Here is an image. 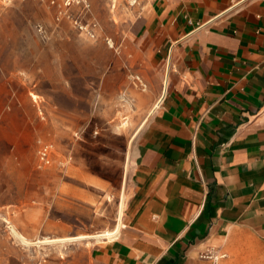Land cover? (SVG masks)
Wrapping results in <instances>:
<instances>
[{"label":"crops","instance_id":"crops-1","mask_svg":"<svg viewBox=\"0 0 264 264\" xmlns=\"http://www.w3.org/2000/svg\"><path fill=\"white\" fill-rule=\"evenodd\" d=\"M137 33L158 98L125 167V226L89 263L212 264L213 249L264 264V0H151Z\"/></svg>","mask_w":264,"mask_h":264},{"label":"rangeland","instance_id":"rangeland-1","mask_svg":"<svg viewBox=\"0 0 264 264\" xmlns=\"http://www.w3.org/2000/svg\"><path fill=\"white\" fill-rule=\"evenodd\" d=\"M120 2L115 22L110 0H0V264H94L99 241L68 244L63 254L25 246L12 229L35 242L116 224L134 133L158 98L147 75L153 53L137 33L151 0ZM93 23L95 38L81 27Z\"/></svg>","mask_w":264,"mask_h":264},{"label":"bare ground","instance_id":"bare-ground-1","mask_svg":"<svg viewBox=\"0 0 264 264\" xmlns=\"http://www.w3.org/2000/svg\"><path fill=\"white\" fill-rule=\"evenodd\" d=\"M137 1L138 0H130L129 4L131 6H135ZM112 3H113V6H115L116 3H117V0H112ZM31 97L34 100H38V96L35 93H32ZM158 105H159V102L157 103L156 107ZM151 113H152V111H150V114ZM125 125L127 127V122L125 123ZM49 153H50V157H51V148H50ZM124 206H125V203H124V198H123V200L121 202V205H120V208L118 210L117 216H116L115 228L112 231L104 230V231H102L100 233H96V234H93V235H77V236H65V237H54V238L45 237L43 239H39V240L34 242L31 239H29L26 236H24L21 232H18L16 229L13 228L12 229V231H13V235L12 236L15 235L14 237L17 238L25 246H28V247H31V246L42 247V246H45V245H53V246H55V248L57 247L59 250H61V253L64 254V248L68 244H72L74 242L87 240L86 243L90 244V243H92L90 241L91 239H94L96 241H100V240H103V239H110V240L111 239H115L116 236L120 233L121 229L125 226L124 221H123V219H124ZM6 222H8V221H6ZM63 257H64V255H63Z\"/></svg>","mask_w":264,"mask_h":264},{"label":"built area","instance_id":"built-area-1","mask_svg":"<svg viewBox=\"0 0 264 264\" xmlns=\"http://www.w3.org/2000/svg\"><path fill=\"white\" fill-rule=\"evenodd\" d=\"M70 4H71L70 1H68V3L66 5H70ZM81 27L83 28L82 30H84L90 36H92L93 38L96 37V32H95L97 30V24L96 23H93V24L87 25V26H81ZM136 82L142 91L147 90V84L141 79V77L137 76ZM49 151H50L49 145L42 146V148L40 150V160H41V163L45 166L49 165L51 162ZM199 257L201 259L211 260L212 264H220V261L226 257V254L225 253H218L212 249V250H206V251L200 253Z\"/></svg>","mask_w":264,"mask_h":264}]
</instances>
